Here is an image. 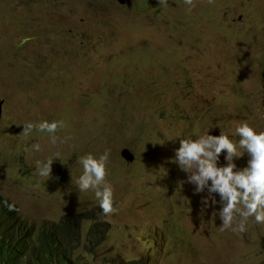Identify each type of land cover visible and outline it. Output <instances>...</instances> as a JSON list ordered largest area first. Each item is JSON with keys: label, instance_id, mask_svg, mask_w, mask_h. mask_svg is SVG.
<instances>
[{"label": "rangeland", "instance_id": "374dc122", "mask_svg": "<svg viewBox=\"0 0 264 264\" xmlns=\"http://www.w3.org/2000/svg\"><path fill=\"white\" fill-rule=\"evenodd\" d=\"M193 2L0 0V195L36 228L92 210L79 158L108 150L114 211L94 264H264V223L221 231L219 205L172 162L209 128L233 143L240 123L264 131V0ZM45 120L63 121L55 143L22 132Z\"/></svg>", "mask_w": 264, "mask_h": 264}, {"label": "clouds", "instance_id": "9594fccd", "mask_svg": "<svg viewBox=\"0 0 264 264\" xmlns=\"http://www.w3.org/2000/svg\"><path fill=\"white\" fill-rule=\"evenodd\" d=\"M160 2L165 3L166 0ZM184 3L189 10L194 6L193 0H184ZM34 127L37 131L48 133L50 141L55 143V133L58 128L63 127V121L45 120L35 125L27 122L23 124L22 132L28 134ZM211 129L195 139H179L172 162L185 174V179L180 181L181 185L189 184L194 195L203 193L201 202L208 207L215 208L219 205L215 210L221 221L220 230L230 229L234 233H243L249 218L256 224L264 223V131H256L247 123H240L232 133L239 140L233 143L222 132L218 135L210 134ZM32 147L39 150L38 144ZM222 152L225 163L221 165L218 162ZM245 154V166L237 168L234 158L239 159ZM108 156V150L98 157L91 154L81 156L79 164L82 172L76 180L79 191H93L99 208L105 215L114 211L112 188L105 180ZM54 158L59 159V154L40 164L39 175L49 178ZM41 227L49 226L37 228Z\"/></svg>", "mask_w": 264, "mask_h": 264}, {"label": "trees", "instance_id": "16d2710c", "mask_svg": "<svg viewBox=\"0 0 264 264\" xmlns=\"http://www.w3.org/2000/svg\"><path fill=\"white\" fill-rule=\"evenodd\" d=\"M107 230L99 207L35 228L0 195V264H94L89 257L105 241ZM141 260L147 258L133 262Z\"/></svg>", "mask_w": 264, "mask_h": 264}, {"label": "water", "instance_id": "95a60500", "mask_svg": "<svg viewBox=\"0 0 264 264\" xmlns=\"http://www.w3.org/2000/svg\"><path fill=\"white\" fill-rule=\"evenodd\" d=\"M118 4L121 6L126 5L130 0H115ZM121 156L127 163H132L134 159L136 158L135 155L128 149H124L121 152Z\"/></svg>", "mask_w": 264, "mask_h": 264}]
</instances>
